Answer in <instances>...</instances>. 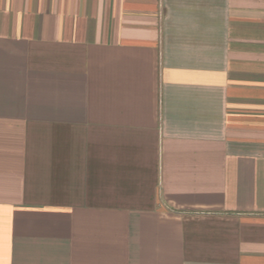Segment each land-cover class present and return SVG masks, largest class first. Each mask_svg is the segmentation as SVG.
Wrapping results in <instances>:
<instances>
[{
	"label": "crops",
	"instance_id": "obj_1",
	"mask_svg": "<svg viewBox=\"0 0 264 264\" xmlns=\"http://www.w3.org/2000/svg\"><path fill=\"white\" fill-rule=\"evenodd\" d=\"M0 264H264V0H0Z\"/></svg>",
	"mask_w": 264,
	"mask_h": 264
}]
</instances>
